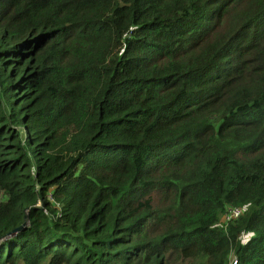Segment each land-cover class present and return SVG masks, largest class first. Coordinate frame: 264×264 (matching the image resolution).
Listing matches in <instances>:
<instances>
[{
    "label": "trees",
    "instance_id": "trees-1",
    "mask_svg": "<svg viewBox=\"0 0 264 264\" xmlns=\"http://www.w3.org/2000/svg\"><path fill=\"white\" fill-rule=\"evenodd\" d=\"M0 264H264V0H0Z\"/></svg>",
    "mask_w": 264,
    "mask_h": 264
},
{
    "label": "built area",
    "instance_id": "built-area-1",
    "mask_svg": "<svg viewBox=\"0 0 264 264\" xmlns=\"http://www.w3.org/2000/svg\"><path fill=\"white\" fill-rule=\"evenodd\" d=\"M240 213V209L237 207L228 208L223 215V220L228 221L229 219L236 218Z\"/></svg>",
    "mask_w": 264,
    "mask_h": 264
},
{
    "label": "water",
    "instance_id": "water-1",
    "mask_svg": "<svg viewBox=\"0 0 264 264\" xmlns=\"http://www.w3.org/2000/svg\"><path fill=\"white\" fill-rule=\"evenodd\" d=\"M26 221H27L26 214H23V221H22V223L19 226H17L16 228L12 229L10 231V233H14V232L20 230L21 228H23V226L26 224Z\"/></svg>",
    "mask_w": 264,
    "mask_h": 264
}]
</instances>
